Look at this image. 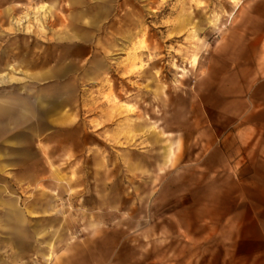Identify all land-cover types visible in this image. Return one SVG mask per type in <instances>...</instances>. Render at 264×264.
<instances>
[{
    "label": "rangeland",
    "instance_id": "rangeland-1",
    "mask_svg": "<svg viewBox=\"0 0 264 264\" xmlns=\"http://www.w3.org/2000/svg\"><path fill=\"white\" fill-rule=\"evenodd\" d=\"M258 65L264 0H0V264H264Z\"/></svg>",
    "mask_w": 264,
    "mask_h": 264
},
{
    "label": "bare ground",
    "instance_id": "bare-ground-1",
    "mask_svg": "<svg viewBox=\"0 0 264 264\" xmlns=\"http://www.w3.org/2000/svg\"><path fill=\"white\" fill-rule=\"evenodd\" d=\"M39 10H40V13H44V14H48V12H49L48 6H41L39 8ZM34 17H36L35 14H33V15L32 14L31 15H29V14L24 15L23 17L15 20L14 24H15V26L17 28H22L24 24L28 23ZM4 79H6V75H1L0 76V82H1V80H4Z\"/></svg>",
    "mask_w": 264,
    "mask_h": 264
},
{
    "label": "crops",
    "instance_id": "crops-1",
    "mask_svg": "<svg viewBox=\"0 0 264 264\" xmlns=\"http://www.w3.org/2000/svg\"><path fill=\"white\" fill-rule=\"evenodd\" d=\"M12 70V69H11ZM255 78H257V83L256 84H259L261 82H264V65H261L255 69ZM11 79L10 78H7V80H5L4 83H7V82H11L10 81ZM256 80V79H255ZM2 84V83H0ZM1 103V102H0ZM61 106H59V120L62 118V116L60 115L61 111L63 110L62 108V104H60ZM60 108H62V110H60ZM251 128V127H250Z\"/></svg>",
    "mask_w": 264,
    "mask_h": 264
}]
</instances>
